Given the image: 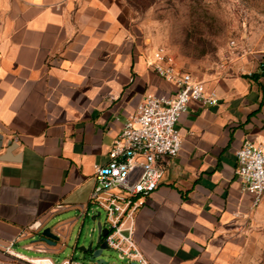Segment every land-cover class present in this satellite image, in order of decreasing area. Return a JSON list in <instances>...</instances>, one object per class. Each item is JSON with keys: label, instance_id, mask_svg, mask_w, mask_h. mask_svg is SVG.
<instances>
[{"label": "crops", "instance_id": "obj_1", "mask_svg": "<svg viewBox=\"0 0 264 264\" xmlns=\"http://www.w3.org/2000/svg\"><path fill=\"white\" fill-rule=\"evenodd\" d=\"M152 53L129 0H0V264H88L78 248L95 166L146 93L175 90ZM191 75L220 104L189 103L181 150L136 213L149 264H229L264 224V197L255 206L236 174V152L264 138V78ZM47 227L56 246L41 241Z\"/></svg>", "mask_w": 264, "mask_h": 264}, {"label": "built area", "instance_id": "obj_2", "mask_svg": "<svg viewBox=\"0 0 264 264\" xmlns=\"http://www.w3.org/2000/svg\"><path fill=\"white\" fill-rule=\"evenodd\" d=\"M228 50L246 55L234 40ZM148 65L175 90L170 95H144L115 138L109 162L95 166L89 206L83 210L87 215L88 209L95 206L106 213L104 227L108 232L103 240L128 264H149L134 240L135 216L144 200L157 190L168 160L177 157L181 150L182 136L177 128L181 115L192 101L209 106L220 104L218 92L179 67L164 48L153 50ZM236 159V174L257 206L264 197V138L258 144L246 142L236 152ZM11 246L12 243L6 246L4 252L18 258ZM28 263L55 264L48 258ZM61 264L85 263L72 259Z\"/></svg>", "mask_w": 264, "mask_h": 264}, {"label": "rangeland", "instance_id": "obj_3", "mask_svg": "<svg viewBox=\"0 0 264 264\" xmlns=\"http://www.w3.org/2000/svg\"><path fill=\"white\" fill-rule=\"evenodd\" d=\"M144 44L164 48L174 62L200 78L220 72L250 79L264 62V0H129ZM246 55L232 54L231 41ZM235 50V49H234ZM261 61V62H259ZM264 78L260 76L257 80ZM252 80V79H250ZM94 211L106 224V213L93 206L80 237V245H96ZM74 237L57 252L61 263L71 252ZM59 247V246H58ZM106 264H128L118 253L106 249ZM88 264H97L87 259ZM229 264H264V224L254 240L242 246Z\"/></svg>", "mask_w": 264, "mask_h": 264}, {"label": "water", "instance_id": "obj_4", "mask_svg": "<svg viewBox=\"0 0 264 264\" xmlns=\"http://www.w3.org/2000/svg\"><path fill=\"white\" fill-rule=\"evenodd\" d=\"M3 160V156H0V161ZM100 214L101 213L98 212L96 215L91 217V221L95 222V228L97 230V240L95 247H93V242H90L87 246L79 247L78 250L88 255L90 261H93L97 264H106V262L101 259V255L104 250L109 249L106 242L103 240L108 230L104 227L101 220H98ZM41 241L49 246H56L57 242L60 241V237L54 234L51 229L47 227L41 232Z\"/></svg>", "mask_w": 264, "mask_h": 264}, {"label": "trees", "instance_id": "obj_5", "mask_svg": "<svg viewBox=\"0 0 264 264\" xmlns=\"http://www.w3.org/2000/svg\"><path fill=\"white\" fill-rule=\"evenodd\" d=\"M260 76H263L264 77V62L262 64V69H261V72L260 73H255V74H252L250 77V79L252 80H257Z\"/></svg>", "mask_w": 264, "mask_h": 264}]
</instances>
